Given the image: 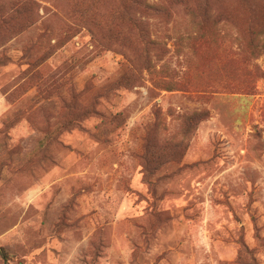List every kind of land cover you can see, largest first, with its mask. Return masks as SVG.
Here are the masks:
<instances>
[{"label":"rangeland","instance_id":"rangeland-1","mask_svg":"<svg viewBox=\"0 0 264 264\" xmlns=\"http://www.w3.org/2000/svg\"><path fill=\"white\" fill-rule=\"evenodd\" d=\"M144 1L0 0L11 264H264V0Z\"/></svg>","mask_w":264,"mask_h":264},{"label":"trees","instance_id":"trees-1","mask_svg":"<svg viewBox=\"0 0 264 264\" xmlns=\"http://www.w3.org/2000/svg\"><path fill=\"white\" fill-rule=\"evenodd\" d=\"M176 3H180L182 5H184L186 7V9L190 12V13H199V12H204L205 14H209L212 13V3L209 0H173ZM131 4L125 6L124 8L128 9L129 11H131V8L135 5V6H141L142 9H151V7L149 5L146 4V2L144 0H130ZM242 4L244 5L245 10L248 12L249 15H251L252 17H255V14L258 12V10L260 8H258L257 3H255L253 0H242ZM128 11V12H129ZM129 15V13H127ZM130 23L132 25V27L134 29H137L138 31V39L134 38V41L137 42V44H139V50L137 52H135V54L131 57H127V63L129 64L128 67H130V69H132V65H134V63L137 60H141V65L146 68L150 67V58L146 55L145 57L143 56V52H145V47L146 45L149 44H154V41L150 40L148 38L146 29L144 28L143 24L141 21H139L138 18H136L135 16H131L130 19ZM251 29L253 30V28H255L256 24L253 22H251V24H249ZM261 34V32H258V35ZM135 37V36H134ZM260 39L258 36L253 37L252 39L247 41V47L249 49V51L251 52L253 57H257L258 53L257 51L259 50L260 47ZM136 66H138L135 63ZM128 70L126 71L124 74L121 75L120 79V83L122 84L125 80L126 84L128 87H131L136 80L139 79L138 74L134 75L132 70ZM136 72V71H135ZM165 87L169 90H171L170 86L165 85ZM0 256L2 257V259L4 260L5 264H11V254L9 253V251L7 250L6 247L4 246H0Z\"/></svg>","mask_w":264,"mask_h":264}]
</instances>
